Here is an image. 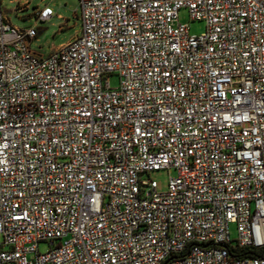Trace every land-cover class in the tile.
<instances>
[{
  "label": "built area",
  "instance_id": "1",
  "mask_svg": "<svg viewBox=\"0 0 264 264\" xmlns=\"http://www.w3.org/2000/svg\"><path fill=\"white\" fill-rule=\"evenodd\" d=\"M80 10L41 55L0 0V264H264V0Z\"/></svg>",
  "mask_w": 264,
  "mask_h": 264
},
{
  "label": "rangeland",
  "instance_id": "2",
  "mask_svg": "<svg viewBox=\"0 0 264 264\" xmlns=\"http://www.w3.org/2000/svg\"><path fill=\"white\" fill-rule=\"evenodd\" d=\"M20 1L21 4L25 2V0ZM2 5L12 24L20 28L34 25L39 33L43 31V33L31 43V50L41 55H48L53 47H58L67 43L81 31L80 0H31L28 7L23 9H17L18 4L14 3V0H2ZM45 7H49L52 10V18L47 22H37L35 15L36 9H43ZM179 20L180 23L189 27L191 34L200 35L206 31V23L204 21L191 20L186 8L179 11ZM63 25L65 29L60 31V26ZM110 82L112 88L119 87V76L112 75L110 77ZM173 174V171L160 170L152 172L150 178L157 182L161 191H166L169 177ZM230 233L233 240L238 238L236 225H230ZM3 240V236L0 234V243H2ZM50 247L48 242H42L39 245V252L44 253L48 251Z\"/></svg>",
  "mask_w": 264,
  "mask_h": 264
},
{
  "label": "crops",
  "instance_id": "3",
  "mask_svg": "<svg viewBox=\"0 0 264 264\" xmlns=\"http://www.w3.org/2000/svg\"><path fill=\"white\" fill-rule=\"evenodd\" d=\"M30 1H31V0H25L24 4H21V1H20V0H14V3H17V4H18L17 9H20V8L23 9V8H27V7H28ZM46 8L50 9L49 7H45V8H43V9H38V8L36 9V14H35V15H36V21H37V22H42V21L39 20L38 15H39L40 11H42V10H44V9H46ZM17 9H16V10H17ZM52 16H53V15H52ZM58 17H59V18H62L61 16H58ZM51 18H52V17H51ZM51 18H50V19H51ZM50 19H49V20H50ZM49 20H48V21H49ZM45 22H47V21H45ZM13 25H14V24H13ZM31 27H35V26L32 25ZM64 29H65V26H64V25H63V26H60V31H63ZM37 32H38V31H37ZM41 33H43V31H41L40 33L38 32L37 37H38ZM78 34H79V33H78ZM78 34H77V35H78ZM75 36H76V35H75ZM75 36H74V37H75ZM37 37H36V39H37ZM36 39H35V40H36ZM35 40H34V41H35ZM62 45H64V44H62ZM62 45H60V46H58V47H53L52 50H54V49H58V48L61 47Z\"/></svg>",
  "mask_w": 264,
  "mask_h": 264
}]
</instances>
